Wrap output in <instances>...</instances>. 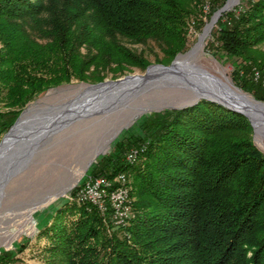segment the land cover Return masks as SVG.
<instances>
[{"label": "trees", "instance_id": "16d2710c", "mask_svg": "<svg viewBox=\"0 0 264 264\" xmlns=\"http://www.w3.org/2000/svg\"><path fill=\"white\" fill-rule=\"evenodd\" d=\"M226 1L0 0V102L8 108L0 135L51 89L145 71L150 62L122 41L159 44L156 62L169 65L188 49L189 23L203 25L205 4L211 15ZM246 1L219 17L213 56L230 61L233 83L264 102V0ZM252 133L244 116L206 100L142 117L88 170L124 174L132 218L119 227L110 208L63 200L40 227L43 264H264V154ZM16 262L0 252V264Z\"/></svg>", "mask_w": 264, "mask_h": 264}, {"label": "rangeland", "instance_id": "374dc122", "mask_svg": "<svg viewBox=\"0 0 264 264\" xmlns=\"http://www.w3.org/2000/svg\"><path fill=\"white\" fill-rule=\"evenodd\" d=\"M226 3L229 9L223 13L233 12L235 8H245L248 5L246 0H227L224 5ZM211 9L209 2L202 9L203 25L199 30L192 22L189 23V46L182 56L187 55L195 48L206 29L208 32L202 43V49L194 55L187 67L202 75H207L209 78L219 80L222 88L253 101L254 98L251 95L243 92L233 83L231 62H224L217 56H213L216 48L212 42L211 34L217 29L219 18L211 29L209 26L204 29L215 13L209 15ZM122 43L143 56L150 62V65H161L157 63L163 58L162 48L159 44L152 41L140 45H132L126 41H122ZM144 73L145 71L131 68L125 71L123 76L113 79L111 71H108L104 81H115L125 76L144 75ZM206 81L202 83L207 91L221 94L225 101L231 99L235 102L231 95H226L222 91L221 86ZM86 85L92 84L72 82L49 90L28 103L16 120L24 111L32 115L50 107L67 104L84 92ZM194 98L193 91L188 89L163 87L140 96L131 104H127L129 107L124 109L107 115H93L77 119L43 140L33 151L26 165L8 179L2 188L0 195V252H13L15 258L18 259V262L14 264H43L45 261L43 248L47 245V241L41 237L40 227L47 220L51 221L54 207L59 206L63 200L74 201L70 198L73 195L68 196L69 193L77 185L80 186L87 179L93 178L88 176V170L101 157L109 154L116 138L126 130H133L140 123L142 117L170 109V107L178 108L183 103L182 106L188 105L190 104L188 102ZM259 102L264 103L263 101ZM6 111L8 108L0 102V113ZM118 131H120L118 135L113 138ZM255 131L256 134L252 128L253 144L264 154V137H261L260 132ZM3 136L4 134L0 135V141ZM126 160L128 163L129 159ZM133 161L135 162V159ZM127 190L129 192V189ZM51 206L53 207L50 209ZM20 245L26 246L21 252L16 250V246Z\"/></svg>", "mask_w": 264, "mask_h": 264}, {"label": "water", "instance_id": "95a60500", "mask_svg": "<svg viewBox=\"0 0 264 264\" xmlns=\"http://www.w3.org/2000/svg\"><path fill=\"white\" fill-rule=\"evenodd\" d=\"M227 3L220 10L213 14L211 21L204 27V29L207 26H209L211 29L219 16L224 11L229 9L227 8ZM182 55L184 54L177 55L168 66H148L144 75L125 76L120 80L104 81L97 84L86 85L88 94L83 96L81 99L78 98L69 101L70 104L74 105H71L72 107L68 108L67 112H63L64 114H59L54 125L50 129L52 132L50 131L49 134H44L37 140L30 142L23 135L14 137L7 142V136L25 113V111L22 112L19 118L15 121L14 125L6 134H4L0 141V195L7 180L26 165L36 147H38L43 140L49 138L58 130L66 127L69 123L77 119L86 118L93 115H107L116 110L124 109L129 107L128 105L134 100L138 99L140 96L163 87L186 88L188 85L192 86L193 83L188 77L189 73L186 70L177 69L175 67L176 59ZM201 100L216 103L232 112L244 116L250 122L255 134L256 131L251 121L250 115L252 114L258 116L261 123L260 125L262 127L261 137H264V114L262 109L258 110L256 108H249L231 100L229 102L211 99ZM253 101L264 108V103L254 99ZM197 102L198 101H194L188 105L180 106L178 108L170 107V109H183L185 107L192 106ZM57 107L56 108L59 109L61 106ZM91 107L96 108L97 110H95V112L87 111V109ZM119 132L120 131H118L113 138H115Z\"/></svg>", "mask_w": 264, "mask_h": 264}, {"label": "bare ground", "instance_id": "6f19581e", "mask_svg": "<svg viewBox=\"0 0 264 264\" xmlns=\"http://www.w3.org/2000/svg\"><path fill=\"white\" fill-rule=\"evenodd\" d=\"M207 32H208V29H206L204 34L200 36L199 43L195 46V48L190 53H188L185 56L179 57L175 61V67L177 69L186 70L189 73L188 77L190 78L191 82L193 83L192 86L188 85L185 88V89H188L190 91H193V94L195 96V98L192 99L188 103L198 101L201 99L225 101L222 98L221 94L218 95V94H215L214 92L211 93L210 91H207L205 89L204 83H202L203 81L207 80V81H211V82L217 84L218 86H221V88H222V85H220L221 83L219 80L209 78L207 75H202L201 73L190 70L187 67L190 60L194 57V55H196L202 49V43H203V41L207 35ZM191 69H194V68L191 67ZM87 91L88 90H85L84 92H82L79 96L76 97V99H78V98L81 99L83 96L88 94ZM222 91L226 95H228V94L231 95L234 98L235 102H238L241 105H245L249 108H256L258 110L262 109L263 114H264V108L262 106L256 104L254 101H251L245 97H240L236 93L230 92L229 90H226L224 88H222ZM230 100L231 99H228L227 102H229ZM188 103H185V104H188ZM71 105L73 106L74 104H70V103L62 104V105H59V106H61L59 109H57L58 108L57 106H56L57 108L56 107H50V108L44 109L42 111H38L32 115L27 114V112L24 113L22 115V117L19 119V121L17 122V124L12 128L9 135L7 136V138H6L7 142L10 141L12 138L17 137L19 135L25 136L30 142L33 140H37L38 138H40L44 134H49L51 131L50 129L54 125L55 120H56V118H58L59 114L63 113V112L64 113L67 112L68 108L72 107ZM182 105H180V106H182ZM95 110H97V109L92 108V107L87 109V111H93V112H95ZM250 118H251V121L253 123L254 129L257 130V133L260 132L262 134V127L260 125L261 123H260L259 117L251 114ZM133 163H134L133 159H129L128 164H133ZM125 182H126V178L124 176L123 177L124 194H125V197H128V200H129V192L127 190V187L125 186ZM103 191H115V186L113 185V183H104L103 184ZM102 202H110V195H102ZM129 205H130V202H129ZM131 218H132V214H129V216L127 217V222ZM115 223H116V225L119 226V221H115Z\"/></svg>", "mask_w": 264, "mask_h": 264}, {"label": "built area", "instance_id": "2783aa9c", "mask_svg": "<svg viewBox=\"0 0 264 264\" xmlns=\"http://www.w3.org/2000/svg\"><path fill=\"white\" fill-rule=\"evenodd\" d=\"M257 77V74H255ZM138 151H129L125 159H137ZM123 175H117L114 179L89 178L74 192L72 198L78 204L95 206L102 214L111 210L112 221H119V227L127 224V217L131 214L132 207L128 197L124 194ZM104 183H114L115 191H103ZM102 195H110V202H102Z\"/></svg>", "mask_w": 264, "mask_h": 264}]
</instances>
